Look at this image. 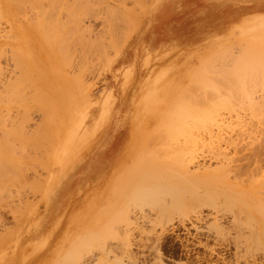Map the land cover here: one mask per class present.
Returning <instances> with one entry per match:
<instances>
[{
  "label": "rangeland",
  "instance_id": "374dc122",
  "mask_svg": "<svg viewBox=\"0 0 264 264\" xmlns=\"http://www.w3.org/2000/svg\"><path fill=\"white\" fill-rule=\"evenodd\" d=\"M20 1L24 5H22L24 7L23 10L21 9V12L14 13V15L12 14L13 16L9 17L15 20L17 18H15L16 15H19L18 18L23 15V17H20L23 18V21L18 18L16 19L17 21L15 20L18 23L22 22V24L26 23L27 20H29L27 23L30 22L31 24L32 21L34 22L32 20L34 12L38 13L42 8H47L48 4L51 7V3H55L51 0V2L49 0ZM120 1L117 0L116 2V0H113L111 2V4L117 6V9H122L124 13H122L123 11H116L115 23H119L115 24L114 29H118L112 30L109 35L98 37L102 34L101 29H104L101 15L106 11V6L95 4L94 8L97 12L102 10L101 14L94 16L95 21H92L94 20L93 16H90L91 18L93 17L92 20L88 17L90 18L88 23L86 17L82 21L83 26H92L91 32H85L87 39H91L90 37L93 35L97 36L96 32L100 30L98 38L93 37L96 38L95 40L98 39L101 44L98 50H94L95 52L93 47L97 42L94 43L93 47L89 46V48L87 47L89 41L85 43V49L81 47L82 44L79 46L71 45V48H67L69 51L65 50L66 48H62V52L64 50V53L69 52L68 57H70L69 54L72 55L70 58H65L69 64L66 63L64 67L65 59L64 61L59 59V63L57 61L58 66H56L55 61H51L54 60L51 59L53 57L42 51L43 53L45 52V54L42 53V59L44 58L46 63L45 66L49 68V65L54 62V66L57 68V73L51 69L54 76L57 74L54 77L52 73V76L50 73L48 74L50 69L46 68L48 72L46 70L44 72L42 68L45 69V67L41 66L40 69L43 71V75L44 73L45 75L48 74L54 82H60L59 85L58 83L55 84L58 87L56 86L53 92H47V90L44 92L47 94L51 92L50 94L54 98H56L57 94V101H54L53 97L47 96L41 89H38L41 86L37 87L38 82L42 84L41 80L44 76L42 75L43 77L40 76L41 78L38 79L40 74L35 75V73H39L36 72L38 71L37 68L43 65V62L38 64V60L37 62L34 61L35 59L33 60L31 57L32 52L29 50V54L28 49L25 50L27 58L24 59H27L25 63L29 64V69L31 68L32 71L29 70V72L28 68H26L27 66H25L27 70H24V75L22 76L25 77L28 72L26 77L29 78L28 80L31 79L30 82H37V85L32 83V88L34 85L36 87L33 88V91L31 87L30 89L29 87H21L24 84V86L29 84L27 78L23 79L24 77H22L24 81L21 80L20 84L17 83L16 88L18 85L19 88H24L23 90L18 88L24 95H19L21 93H18L16 89L14 90V87L3 90L4 85L13 86L10 83H16L15 81L21 77L20 74H16L18 73L16 70L20 69L16 68L18 65L15 66V62L13 63L16 59L13 60L15 53L12 51L10 42L4 47V52L0 58L3 71V74H1L2 72L0 73V77L5 78H0V91H2L0 98L3 101L2 99L0 100L4 105L0 102L2 105H0V110H2L0 113H3L1 114L2 116L4 115V119L0 117L3 120V123H0V135L7 131L10 137L7 134L8 138L4 134L0 136V142L5 141V143H0V150L3 147L1 150L3 152L1 153L0 151V155L2 157L5 156V159L0 160V264H61L62 260L64 262L67 259L66 257L64 260L67 249H70V245L73 243L77 244L78 241H80L78 242L79 246L73 244L77 249L75 250L72 245V251H69V255H71L70 252L75 250L74 254L68 255L69 260H66L65 263L62 262V264H71V262L72 264L74 262V264H85L86 260V264H264V243H262L263 246L261 244L264 241V235L261 234V242L258 244L257 238L250 234L248 228H245L248 224V219L246 218L247 222H244L246 220V210L243 205V198L246 197V192L244 193L243 189H246L245 187L249 184V180L245 181L247 177L249 179V174L245 173V171L248 173V161L245 160L247 159L250 162L255 159L254 161H256V157L260 155L263 157L262 153H264V57L260 55L263 52H258L264 51V49L262 50L264 48V0H123L121 3ZM138 1L140 3L142 1V3L140 4ZM70 3H72V0ZM138 3L140 6L135 7ZM126 6L129 9H126ZM126 10L132 11L133 14L128 13ZM63 11L60 12L61 17L66 14ZM42 12L45 13V11ZM120 12L122 15L126 14L127 17L122 16ZM21 13L22 15H20ZM41 13L39 11V14ZM46 13L48 14L47 11ZM43 15L41 14L40 21L44 20L48 33L44 32L48 36L53 29H49V26L47 27V25L52 24L49 21L51 17L48 15L42 17ZM49 15H51L50 12ZM96 17L99 19L97 20ZM129 17L130 21H128L132 23L128 22L126 24V19H129ZM65 19L66 17L61 20ZM121 19L125 20V24L122 23L123 20ZM6 20L8 19L3 17L0 19L1 34L9 33L7 32L10 29L9 23ZM118 20H121L122 25ZM89 21L92 23L91 25H89ZM100 22H103L101 29ZM36 24L34 23V30L32 28V31L30 27H28L29 30L26 29L27 26L23 27V30L21 29L23 32L17 30L23 37L32 38L29 39L31 41L37 38L35 41L39 40L40 43L37 41L39 44L45 45L43 36L40 39L44 42H41L37 35L39 33L36 32L43 24L41 23L39 29ZM117 25L125 27L123 28L125 31L122 28L121 30ZM132 26L134 27L132 28ZM36 28L37 30H35ZM127 28L130 33L126 32ZM87 29L90 28L87 27ZM26 31H28V34L30 33V36L26 35ZM40 31V34H43L42 30ZM122 32L125 33L123 34L124 36L121 34ZM33 35H35L34 38ZM111 35L116 38L119 35L123 37L119 36L120 40L114 37L116 41L118 40L117 43L115 40L112 41ZM45 38L47 37L45 36ZM170 42H175L178 46H167ZM38 43L36 44L39 45ZM90 45L92 46V44ZM114 46L118 47L115 48ZM225 46L228 47L225 48ZM45 48H47L46 45ZM224 49L227 51H224ZM254 50L259 54L254 53ZM90 51H92L91 54ZM85 52L88 53L86 54ZM16 54L21 55L18 52ZM23 54L22 56H24ZM89 54L92 56L89 57ZM194 54H196V61L190 65L185 74H181L178 78L171 81L173 82L171 86L174 88L149 90L155 85V82L161 80L156 78L158 75L157 73L154 74V71L160 68L165 61L173 57L178 59L181 57V60H183L190 58ZM76 55L77 57H75ZM208 55L209 57H207ZM64 56L67 57V55ZM206 58L209 60L208 63L207 60L205 61ZM79 61L81 62L79 63ZM81 64L85 66H81ZM22 67L24 68V65ZM33 69L36 71L33 72ZM81 71L82 74L80 76L78 73H81ZM29 73L30 76L32 75L31 78L28 76ZM65 73H68V77L64 75ZM72 73H74L75 77L78 74L82 82L80 86L86 82L83 85L84 87L80 88L82 91L75 90L78 77L77 81H73L74 86L71 81L76 78L71 76ZM13 74L18 77H15V81H13ZM45 77L49 76L46 75ZM64 78H67L66 81H69V84ZM141 78L144 79L143 84H140ZM2 79L6 84H3ZM6 79L11 81L8 85L7 81H5ZM64 82L69 86H64ZM63 87L65 88L64 90H67V88L71 90V87V92L73 93L66 94L68 90L64 93ZM57 88L59 89L58 91ZM88 88L89 90H87ZM9 89L14 90L13 94H18L12 95L11 92L13 90L9 92ZM77 91H79V94ZM5 92L6 94L9 92L8 96H11L8 98L4 94ZM53 93H56L55 96ZM31 94H43L49 100L52 98L51 100L53 101H50L52 103L55 102L56 106L53 104L52 108L48 107L52 105V103H49L46 111L43 106L48 104L49 101H45L43 105L42 100L47 97L45 99H40V97L35 99H39L40 103H37L38 106L30 102L33 101L29 100L33 96ZM2 95L3 97L7 96V100ZM68 96L71 97L69 100L67 99ZM179 96L182 99H179ZM174 99L182 102H177ZM176 106H181L178 108H182L181 110L179 109L180 112L176 110L178 113H174ZM186 106H189V110L187 108L188 111ZM3 108L6 109L5 112ZM169 108L173 109L172 111L174 112L169 110ZM57 109L58 112L56 111ZM42 110L44 111L43 114ZM186 112L188 113L186 114ZM4 113L7 114L5 115ZM188 114L190 118H188ZM171 115L175 116L173 120H177V123L181 126L172 120ZM186 116L188 119H186ZM163 117L169 123L165 120L164 122L170 126L162 122ZM23 118L25 119L22 120ZM138 119L140 120L139 122L137 121ZM18 122L20 125L24 123L23 127L25 129L22 130L25 134L22 133L21 128L19 129ZM158 122H160V125ZM171 122L173 124L176 123L177 128L174 126V133L177 134L180 131L177 135L169 133V129L173 127ZM186 123L187 125H185ZM135 124L139 125V129H137L138 127ZM200 124H202V127ZM161 125L164 129H162ZM189 125H193V127L190 128L188 127ZM195 125H198L197 128L201 127L202 129L204 126V133L201 132L202 129L197 130ZM185 126L188 127V132ZM168 127L169 129H165ZM165 130L166 132L168 130L166 135L169 133V137L164 135L163 132ZM177 130L179 131L177 132ZM16 132H18V135ZM200 132L203 133V136ZM207 132L210 134L208 133V135ZM172 135L177 138L170 139L173 137ZM185 136H188V139ZM166 139H170L169 142ZM191 139L195 140L192 141ZM151 140L152 142L150 143ZM260 140H262L263 146L261 145L262 143L259 144ZM7 142L9 143L8 145ZM4 144L5 146H3ZM176 145L178 146L176 147ZM259 145L263 147V150L258 148L259 151L262 150L261 154L256 151ZM217 146L220 152L216 148ZM220 146L222 147L221 149L219 148ZM4 147H7L5 149L7 152ZM159 149L162 150L158 152ZM164 151L165 153L170 152L167 155ZM252 151H256L258 155L254 157V153H257ZM190 152L192 153L190 154ZM211 153H217L218 155H212ZM220 153L223 154L219 155ZM247 153L249 159L247 158ZM146 155H148L147 159H145ZM192 155L195 156L192 157ZM201 157L206 159L203 160ZM222 157H226L224 159L227 164L224 163ZM136 158L140 159L141 162L143 161L142 159H145V161L142 164L139 163L140 165L137 164V173L133 175V169L136 171V167L132 170L131 168L136 165L134 164L135 160L137 161ZM185 159L186 161H184ZM218 159L222 162H218ZM129 161L133 163H129ZM203 162L211 170L203 172L200 176L185 175L186 167L184 166L188 163L190 164L187 169L193 172L198 167H201ZM184 163L186 164L183 165ZM221 163H223V167L226 164L224 170L216 168ZM127 164V168L122 171ZM245 167H247L246 170ZM239 168L242 170H238ZM150 170L152 173L153 171L156 173L155 176H153L154 174L152 175L153 178ZM236 171L238 173L242 171L241 175ZM234 172L238 179L234 178ZM223 173L227 175H222ZM130 175L134 176H131L132 179H135L131 180V182L128 180L130 186L124 184L130 190L128 191L124 188L125 186L122 185V182L124 178V183H127L125 179L127 180ZM142 175H145L146 178ZM181 175L183 177H180ZM156 176L158 177L157 179ZM165 178L166 180L168 179L169 191L172 190L168 194L167 192L163 193V196H169L166 199H172L168 205H161L163 203L162 194L156 197L153 196L154 198L159 197L160 203L159 199L157 201L152 200L153 197L151 198V196L150 199L148 197L147 199L145 198L146 200L138 199L140 201L137 198L134 199V194V196H130L134 189L136 191L138 187L148 186L149 184H146L148 180H151L149 183H154ZM255 178V187L257 189L260 187V190L264 192V182L263 185H260L261 183L259 185L258 183L256 184V181L264 179V174L260 178ZM141 179L143 182L140 183ZM145 179L148 180L145 181ZM166 180L164 184H166ZM132 181H135L134 187L131 184L133 183ZM234 181H237L239 187L233 184ZM120 188L123 190L124 196L125 194L127 195V198L122 196ZM239 188H241L240 191L238 190ZM231 191L235 192V194L238 192V195ZM120 197L124 199L120 200ZM136 201L137 203L134 204ZM113 202L114 206H112ZM129 202H132L133 205L129 204ZM118 205L120 207L117 208ZM129 205L130 208H128ZM135 205L153 214H150L151 217H148L149 219H136V221L138 220L136 223L137 227L129 231L127 238H130L126 239V241L121 238L123 236L121 230H118L120 222L123 221L120 212L121 209L125 207L131 209L132 206L133 209L131 210L139 212L141 208L138 211L139 208H136ZM238 213H240L239 217L236 216ZM236 217L241 220L237 221ZM102 222L103 224H101ZM110 222L111 224L107 225ZM104 223L106 224L104 225ZM243 223L247 224L244 226ZM95 225H97V228ZM92 231H95V233ZM112 231L116 232L113 233ZM97 238L101 240L98 241ZM120 239L122 240L121 242L118 241ZM82 242L90 245H83ZM124 242L126 245H131L130 247L125 245L129 249L128 251H126V248L122 250L124 249V244H120ZM106 243L109 245L108 247ZM254 247H256L255 250H253ZM110 248L113 252H111ZM84 251L86 253H83ZM88 253L91 255L89 256ZM129 254H131V257H129ZM78 257L87 259H83V261ZM114 258L117 260L115 261ZM76 261H79V263Z\"/></svg>",
  "mask_w": 264,
  "mask_h": 264
},
{
  "label": "bare ground",
  "instance_id": "6f19581e",
  "mask_svg": "<svg viewBox=\"0 0 264 264\" xmlns=\"http://www.w3.org/2000/svg\"><path fill=\"white\" fill-rule=\"evenodd\" d=\"M49 1H50V0H49ZM51 1H52V2H55L54 4L51 3V5H50L51 7H49V4H48V7H49V8L47 7V8H48V9H47V8L45 7V9H47V10H45V9L42 8V10H39V11H40V13H41V11H45V13L42 12L41 14H42V15L45 14V15H48L49 17L53 18V19L50 18V20H49L50 23H52V24L47 25V27L49 26V29L53 28V29L50 31V33L52 32V33H51V34H52V37H51V34H48V36H47V33H48V32L46 31V26L44 25V20L40 21V20H41V19H40L41 14H39V11H38V13H35V12H34L33 17H32L33 19L30 18V19L34 20V22L31 20V21H32L31 24H30V22L27 23L29 20H27V22L24 21V22H26V23H23V24H22V22H21V23H20V22L18 23V22H16V21H17L16 19L18 18L19 15H18V16H17V15L15 16V18L17 17V18L15 19L16 21H15L14 19L10 18L9 16H11L12 14L14 15V13H19V12H21V9L23 10L24 7H22L23 4L21 3V1H20V0H0V16H1V18L3 17V18L8 19V20H6V21L9 23L8 26H9V28H10L9 31H7V32H9V33H6V34H5V33H4V34H1V33H0V58H1V56H2V53L4 52V47H5V45H6L8 42H10V44H11V46H12V51L15 53V58H14L13 60L16 59V61L19 62V64H17L18 62L13 61V63H14V62L16 63L15 66L18 65L16 68H19V69H20V70H16V71H18V73H16V72H15V73L21 75V77H19L20 80H19V79L16 80L15 77H17V76H14V74H13V77H14V80H13V81L16 80V81H15L16 83H12L11 81H7V79H6L5 81H7V85H8L9 82H11L10 84L13 85V86H9V87L6 86V85H4V86L2 85V81H3V79H2V81H1V87L3 86V90H4L5 88H13V87H14V88H13L14 90L16 89V91H17L18 93H21V94H19V95H24V94H22V92L19 90L21 87H29V89H30V87H31L32 91H33V88L36 87L35 85H37V82H30L31 79L28 80L29 78L26 77L28 72H27V73L25 72V73H26V74H25V75H26L25 77L22 76V75H24V70H27L26 68H28V71H29V70L32 71L31 68L29 69V66H28L29 64L25 63V61L27 62V59H26V60L24 59V58H27L25 50L28 49V52H29V50L32 52L31 57H32L33 60L35 59L34 61L37 62V60H38V61H39V62H37L38 64H42V62H43V65H40V66H38V64L36 63V65L38 66V68H37L38 71H36L35 69H33V72H34V71L39 72V73H35V75H36V74H40L38 79H40V78L43 77V76L45 77L46 75L49 76V77H45V78L43 77V78H42L41 83H42V84L44 83L43 86H42V84H40V83L38 82L37 87L41 85L40 88L38 87V89H39V90L41 89L42 92H44L45 90H47V92H49V91H52V92H53L54 89L56 88V86L58 87V85L60 84V82L58 83V81H57L58 85H55V84H57V83L54 82V80L50 77L51 73H52V75H53V72L57 73V72H56V69H57V68H55V67L58 66V65H57V64L59 63L58 60L60 59V61H61V60L64 61L65 58H70L72 55L69 54L70 57H68V53H69V52H68V51H69L68 49L71 48L73 45H75V46L78 45V46H79V45L82 44L81 47L85 49V47H84V46H86L85 43H88V41H89V45L87 44V47H89V46H90V47H93L94 43L97 42L99 45L96 43L94 47H96V45H97V47H96L97 49L93 47V51H94V50H95V51L98 50V47H100L101 44L99 43L98 39H97V40H95V39L98 38V37L100 38L102 35H106V34L109 35L110 32H112V30L115 31L116 29H118V28L114 29V28H115V24H118V23H119V22H118V23H115V22H116V19H115L116 11H117V10H118V11H121V12L123 11L122 9H120V10L117 9V6H116V5L111 4V2H112L113 0H112V1H110V0H72V3H70L71 0H69V1H68V0H55V1L51 0ZM51 1H50V2H51ZM67 1H68V3H67ZM109 1H110V3H109ZM119 1H120V0H119ZM121 1L123 2V0H121ZM121 1H120V3H121ZM136 1H137V0H136ZM24 2H25V1H24ZM116 2H117V0H116ZM133 2H134V1H133ZM138 2L140 3V1H138ZM113 3H114V2H113ZM139 3H138L135 7H137V6L139 5ZM141 3H142V1H141ZM141 3H140V4H141ZM95 4H96V5H104V6H106V8H107V9L105 8L106 11L104 12V14L101 15V16H102V19H103V22H104V25L102 24L103 22H102V23L100 22V24H101V25H100V29L102 28V27H101L102 25H103V28H104V29H103V30L101 29V33H102V34H101L100 36H98V34L100 33V30H99V32L97 31L98 33L96 32V35H97L98 37L95 36V35H93V32H92V35H93V36L91 35L92 37H90V35H89V37H90L91 39H89V38L87 39V38L85 37V32H89V31L91 30V27H92V26H91V27L87 26L88 28H90V29H87V27H85V26L82 25V21H83V20L85 19V17H86V18H87L86 20H87V23H88V20L91 18L90 16H93V17H94V16H97L98 14H101V11H102V10H100V12H99V10H98V12H97V10L94 8V5H95ZM118 4H119V3H118ZM123 4H124V3H123ZM45 5H46V4H45ZM121 5H122V4H121ZM127 5H128V4H127ZM23 6H24V5H23ZM139 6H140V5H139ZM28 7H29V6H28ZM99 7H100V6H99ZM120 7H121V6H120ZM127 7H128V6H126L125 8H126V9H129V8H127ZM25 8H26V6H25ZM29 8H30V7H29ZM132 8H133V7H132ZM138 8H139V7H138ZM141 8H142V7H141ZM141 8H140V9H141ZM24 10H25V9H24ZM26 10H27V8H26ZM29 10H30V9H29ZM29 10H28V11H29ZM48 10H49V11H48ZM63 10L65 11L66 14H65V16L62 15V17H61V13H60V12L63 11ZM124 10H125V9H124ZM30 11H31V10H30ZM46 11L48 12V14L46 13ZM64 11H63V13H64ZM118 11H117V12H118ZM126 11H127V10H126ZM129 11H130V10H128L127 12L133 14L132 11H130V12H129ZM139 11H140V10H139ZM49 12H50L51 15H49ZM121 12H120V13H121ZM25 13H26V11H25ZM120 13H119V14H120ZM122 13H124V11H123ZM122 13H121V15H122ZM136 13H137V12H136ZM13 15H12V16H13ZM20 15H22V13H21ZM31 15H32V14H31ZM45 15H43L42 17H44ZM104 15H105V17H104ZM117 15H118V14H117ZM137 15H138V14H137ZM63 16L66 17L65 20H61L62 18L64 19ZM119 16H120V15H119ZM122 16L127 17L126 14H125V15H122ZM20 17H23V15L20 16ZM20 17H19L18 19H19V20L22 19V21H23V18H20ZM27 17H28V16H27ZM88 17H90V18H88ZM93 17L91 18V20L93 19ZM103 17H104V18H103ZM1 18H0V19H1ZM120 18H121V17H120ZM120 18H119V19H120ZM96 19H97V17H96ZM98 19H99V18H98ZM98 19H97V20H98ZM131 19H132V18H131ZM91 20H90V21H91ZM100 20H101V19H100ZM121 20H123V19H121ZM121 20H118V21H120V24H121ZM126 20H127V21H126V24H127V23L130 21V17H129V19H126ZM128 20H129V21H128ZM132 20H133V19H132ZM132 20H131V21H132ZM90 21H89V25L92 24ZM92 21H95V17H94V20H92ZM124 21H125V20H123L122 23L125 24ZM134 21H135V18H134ZM136 21H137V20H136ZM84 22H85V21H84ZM84 22H83V23H84ZM16 23H18V24H20V25H18V24H16ZM34 23H37L36 25H38V26H37L38 29L40 28L39 26L41 25V23H42L43 26L45 27V28L43 29V26L41 25V28L39 29V30H42V33H43V34H40L41 31L39 32V30H37V28H36L35 30H37L36 32L39 33V34L41 35V36H40L39 34H37V35L39 36L38 39H40V37L42 38V36H43V39H44L45 42H44L43 40H41V39H40V40H41V42L46 43L45 45L47 46V48H45V45H41L42 43L39 44V43H40L39 40H37V41H39V43H38L37 41H35L37 38H36V39H33L34 41H31V40H29V39H32V38H28V37L25 38V37H23V36L20 34V32H18V30H19V31H22V30H23L22 28H23V27H26V26H27L26 29H28V27H30V30H31L32 28H33V30H34V27H33V26H34ZM85 23H86V22H85ZM129 23H130V22H129ZM131 23H132V22H131ZM131 23H130V24H131ZM28 25H32V26H28ZM121 25H122V24H121ZM3 26H4V25H3ZM50 26H52V27H50ZM117 26H118V25H117ZM118 27H119L120 29H121V28H122V29L125 28V27H122V26H118ZM130 27H131V25H130ZM133 27H134V26H132V28H133ZM17 29H18V30H17ZM21 29H22V30H21ZM92 29H93V28H92ZM98 29H99V28H98ZM98 29H97V30H98ZM122 29H121V30H122ZM130 29H131V28H130ZM28 30H29V29H28ZM95 30H96V29H95ZM95 30H94V33H95ZM121 30H119V31L121 32ZM123 30L125 31V29H123ZM0 31H1V30H0ZM14 31H15V32H14ZM31 31H32V30H31ZM31 31H30V32H31ZM44 31L47 32V33L45 34ZM48 31H49V30H48ZM81 31H82V32H81ZM17 32H18V33H17ZM22 32H23V31H22ZM34 32H35V31H34ZM36 32H35V35H36ZM79 32H81V33H79ZM90 32H91V31H90ZM126 32L130 33V31H128V28H127V31H126ZM27 34H28V31H26V35H27ZM32 34H34V33H32ZM44 34H45V35H44ZM90 34H91V33H90ZM119 34H120V33H119ZM121 34L123 35V34H125V33L122 32ZM28 35L30 36V33H29ZM35 35H33V38H34ZM49 35H50L51 38L49 37ZM107 35H106V36H107ZM115 35H116V34H115ZM122 35H121V36H122ZM127 35H129V34H127ZM24 36H25V35H24ZM45 36H46L48 39L45 38ZM119 36H120V35H119ZM119 36H117V38H118ZM121 36H120V37H121ZM123 36H124V35H123ZM123 36H122V37H123ZM36 37H37V36H36ZM93 37H96V38H93ZM104 37H105V36H104ZM111 37L113 38L112 41L115 40V42L118 43V40L116 41L117 38H116L115 36H114V37H115L116 39L113 37V35H111ZM127 37H128V36H127ZM85 38H86V39H85ZM92 38H93L94 42H93ZM106 38H107V37H106ZM104 39H105V38H104ZM107 39L109 40V38H107ZM110 39H111V38H110ZM118 39H119V38H118ZM46 40H47V42H46ZM90 40H92V41H90ZM100 40H101V39H100ZM119 40H120V39H119ZM104 41H105V40H104ZM48 42H49V43H48ZM101 42H102V41H101ZM105 42H106V41H105ZM105 42H104V43H105ZM115 42H114V43H115ZM36 43H38L39 45H37ZM44 43H43V44H44ZM50 43H51V44H50ZM78 43H80V44H78ZM83 43H84V45H83ZM117 43H115V44H117ZM246 43H247V42H246ZM248 43H249V42H248ZM90 44H92V46H91ZM110 44H111V42H110ZM115 44H114V45H115ZM249 44H251V43H249ZM71 45H72V46H71ZM120 45H121V44H120ZM78 46H77V47H78ZM252 46L255 48L254 45H252ZM87 47H86V48H87ZM90 47H89V48H90ZM114 47L117 48L118 46H114ZM226 47H228V46H225V48H226ZM242 47H243V46H242ZM256 47H257V45H256ZM258 47H259V46H258ZM263 47H264V45H263ZM62 48H63V49L66 48L65 50H68V51L64 53V51H65V50H64V51L62 52ZM67 48H68V49H67ZM79 48H80V47H79ZM82 48H81V49H82ZM245 49H246V48H245ZM255 49H256V48H255ZM259 49H260V47H259ZM263 49H264V48H262V50H263ZM23 50H24V52H23ZM114 50H115V49H114ZM225 50H226V49H224V51H225ZM229 50H230V48H229ZM239 50H240V49H239ZM257 50H258V49H257ZM12 51H11V52H12ZM42 51H45L49 56L51 55L50 57H53V58H51V59H54V60H51V61H55V63H56L55 65H56V66H54V62L52 63L53 65L51 64L52 67H51V65H49V68H47V66H45L46 63L44 62V58L42 59V53H43ZM95 51H94V52H95ZM226 51H227V50H226ZM254 51H255L254 53H258V52H260V53L263 52V53H264V51H258V52H256V50H254ZM13 52H12V53H13ZM16 52L20 53L21 55H20V56H19V54L17 55ZM45 52H44L43 54H45ZM91 52H92V51H90V54H91ZM94 52H93V53H94ZM236 52H237V51H236ZM242 52H243V51H242ZM251 52H252V51H251ZM14 53H13V55H14ZM23 53H25V54H23ZM82 53H83V52H82ZM85 53L87 54L88 52H85ZM222 53H223V52H222ZM222 53H221V55H222ZM225 53H226V52H225ZM232 53H233V52H232ZM237 53H239V52H237ZM244 53H246V52H244ZM263 53L260 54V55L264 57V54H263ZM22 54H23L24 56H22ZM29 54H30V52H29ZM62 54H63V55H62ZM79 54H80V53H79ZM90 54H89V57L92 56V55H90ZM258 54H259V53H258ZM48 55H47V56H48ZM64 55H67V57H65ZM74 55H75V54H74ZM83 55H84V54H83ZM219 55H220V54H219ZM221 55H220V56H221ZM21 56H22V57H21ZM78 56H79V55H78ZM84 56H85V55H84ZM87 56H88V55H87ZM239 56H241V55H239ZM254 56H255V55H254ZM19 57L23 58L24 61H23V59H21V58L19 59ZM28 57H29V56H28ZM40 57H41V58H40ZM73 57H74V56H73ZM75 57H77V55H76ZM80 57H81V55H80ZM207 57H209V55H208ZM211 57H212V56H211ZM17 58H18L19 60H18ZM85 58H86V57H85ZM107 58H108V57H107ZM71 59L73 60V58H71ZM78 59H79V58H78ZM83 59H84V57H83ZM208 59H209V58H208ZM263 59H264V58H263ZM29 60H30V58H29ZM76 60H77V58H76ZM76 60H75V61H76ZM88 60H89V59H88ZM88 60H87V61H88ZM206 60H207V58L205 59V61H206ZM212 60H213V59H212ZM212 60H211V61H212ZM260 60H262V59H260ZM21 61H22V62H21ZM31 61H32V60H31ZM31 61H30V62H31ZM34 61H33V62H34ZM48 61H49V59H48ZM51 61H50V62H51ZM57 61H58V63H57ZM67 61H68V60H67ZM67 61H66V59H65L64 67H65V64L68 63ZM77 61H78V60H77ZM82 61H83V60H82ZM203 61H204V60H203ZM203 61H202V62H203ZM208 61H209V60H207V63H208ZM11 62H12V61H11ZM80 62H81V61H79V63H80ZM84 62H85V60H84ZM13 63H12V66H13ZM44 63H45V64H44ZM79 63H78V64H79ZM239 63H240V62H239ZM33 64H35V63H33ZM49 64H50V63H49ZM68 64H69V63H68ZM75 64H76V63H75ZM84 64H85V63H84ZM84 64H81V66H83ZM200 64H201V63H200ZM20 65H22V66L24 65V68H23L22 66H20ZM30 65H32V64L30 63ZM73 65H74V64H73ZM76 65H77V64H76ZM85 65H88V64H85ZM85 65H84V66H85ZM25 66H27V67L25 68ZM41 66H42V67H43V66L45 67V69L42 68V70H43L44 72H45V70L48 72L47 69H50L49 72H48V74L50 73V75H48V74L45 75V73H44V75H43V71L40 69ZM71 66H72V65H71ZM81 66H80V67H81ZM31 67H32V66H31ZM34 67H35V66H34ZM68 67H69V66H68ZM12 68H15V67H12ZM46 68H47V69H46ZM59 68H60V67H59ZM73 68H74V66H73ZM77 68H78V66H77ZM81 68H82V67H81ZM39 69H40L41 71H40ZM51 69H53V72L51 71ZM75 69H76V67H75ZM82 69H83V68H82ZM13 70H15V69H13ZM22 70H23V71H22ZM58 70H59V69H58ZM73 70H74V69H73ZM50 71H51V72H50ZM70 71L72 72V70H70ZM202 71H203V70H202ZM1 72H2V73H1ZM19 72H22L23 74H22V73H19ZM29 72H30V71H29ZM47 72H46V73H47ZM63 72H64V71H63ZM65 72H66V71H65ZM0 73L3 74V71H2V68H1V63H0ZM55 73H54V74H55ZM83 73H84V72H83ZM1 74H0V75H1ZM31 74L33 75L32 72H31ZM67 74H68V73H67ZM67 74L65 73L64 75H66V77H68ZM73 74H74V73H72L71 76L74 77V78H76V79L72 80L71 82H73V81H75V80L77 81V77H78L77 86L79 87V89H77L78 87L76 86V89H75V90H81V91H82V89H80V88H83V87H84L83 85L86 84V82H85L86 80H82V81L85 82V84H83V85L80 86V84H82V82H81V80L79 79L78 74H80V76H81L82 71H81V73H78V74L76 73V74H77L76 77H75ZM20 75H19V76H20ZM32 75H31V76H32ZM42 75H43V76H42ZM52 75H51V76H52ZM28 76H30V73H29ZM31 76H30V78H31ZM40 76H41V77H40ZM53 76H54V75H53ZM55 76H57V74H56ZM55 76H54V77H55ZM71 76H70V77H71ZM1 77H2V76H1ZM1 77H0V78H1ZM11 77H12V76H11ZM22 77H24L23 79L27 78V80L29 81L28 86H27V85L24 86L25 84H24V82H22L24 85H22V86L20 85V86H21L20 88H19V85H18V87L16 88L17 83L20 84L21 80H23ZM34 77H35V76H34ZM54 77H53V78H54ZM70 77H69V79H70ZM2 78H4V77H2ZM17 78H18V77H17ZM36 78H37V77H36ZM36 78H34V79H36ZM80 78H81V77H80ZM198 78H199V77H198ZM4 79H5V78H4ZM58 79H59V78H58ZM58 79H56V80H58ZM71 79H73V78H71ZM11 80H12V78H11ZM27 80H25V81H27ZM32 80H33V78H32ZM36 80H37V79H36ZM64 80L66 81L67 78H66V79L64 78ZM17 81H19V82H17ZM23 81H24V80H23ZM28 81H27V82H28ZM38 81H40V80H38ZM192 81H193V80H192ZM3 82H4V81H3ZM27 82H26V83H27ZM66 82H68V84H69V81H66ZM66 82H64V86L68 85ZM71 82H70V84H71L70 86L72 87V83H71ZM84 82H83V83H84ZM22 83H21V84H22ZM32 83L35 84L33 88H32V85H33ZM61 83H62V82H61ZM65 83H66V84H65ZM3 84H6V83L4 82ZM73 84H74V82H73ZM78 84H79V85H78ZM30 85H31V86H30ZM5 86H6V87H5ZM61 86H63V85H61ZM68 86H69V85H68ZM74 86H75V84H74ZM82 86H83V87H82ZM71 87H70V89L72 90ZM18 88H19V89H18ZM90 88H91V87H90ZM13 89H9V92H11V90H13ZM21 89H22V88H21ZM23 89H24V88H23ZM23 89H22V90H23ZM64 89H65V88L63 87V90H64ZM0 90H1V88H0ZM5 90H8V89H5ZM14 90L11 92V94H12V95L18 94V93H14V94H13ZM39 90H38V92H39ZM58 90H59V89L57 88V91H58ZM67 90H68V88H67ZM67 90H64V93H66ZM71 90H68L66 94H68V93H69V94L73 93V92H71ZM75 90H74V91H75ZM87 90H89V88H88ZM81 91H80V93H81ZM0 92H1L0 94H2V91H0ZM6 92H7V91H6ZM6 92H5L4 94L8 96L9 92H8L7 94H6ZM62 92H63V91H62ZM31 93H32V92H31ZM44 93H46V92H44ZM50 93H51V92H50ZM50 93H48V94L46 93L47 96H48V95L51 96ZM60 93H61V92H60ZM77 93L79 94V91H77ZM53 94H54V93H53ZM55 94H56V93H55ZM55 94H54V96H55ZM31 95H33V94H31ZM31 95H30V96H31ZM37 95H38V94H37ZM37 95H33V96L30 97V99H29V100H33V101H34V102H33V101H30L31 103H35L34 105H36L37 103H40V102H39V99H38V100H35V99H37L38 97H40V99H45V98L47 97V96H45V95H43V94L38 95V96H37ZM42 95H43V96H42ZM7 96H4L6 100H7V98H6ZM10 96H11V95H9L8 98H9ZM34 96H35V97H34ZM44 96H45V97H44ZM66 96H67V95H66ZM79 96H80V95H79ZM0 97H1V96H0ZM2 97H3V95H2ZM4 97H3V98H4ZM28 97H29V95H28ZM41 97H44V98H41ZM51 97H53V96H51ZM73 97H74V96H73ZM182 97H183V96H182ZM31 98H34V99H31ZM53 98H54V97H53ZM66 98H67V97H66ZM70 98H71V97L68 96L67 99L69 100ZM180 98H181V97L179 96V99H180ZM0 99H2V98H0ZM51 99H52V98H50V100H51ZM56 99H57V94H56V98H54V101H57ZM83 99H85V98H83ZM181 99H182V98H181ZM6 100H5V101H6ZM16 100H17V99H16ZM16 100H15V101H16ZM22 100H23V99H22ZM50 100L48 99V97H47L45 100H42V101H43V105L45 104V103H44L45 101H47V102L49 101L48 104H45V105L43 106V107L45 108V110H46L48 107H51V108H52L53 104L56 106L55 102L52 103L51 101H53V100H51V101H50ZM68 100H66V101H68ZM71 100H72V99H71ZM81 100H82V97H81ZM174 100H175V99H174ZM174 100H173V101H174ZM183 100H184V99H183ZM2 101H3V99H2ZM2 101L0 100L1 104L3 103ZM19 101L22 102L21 99H19ZM175 101L180 102V103L182 102V101H178V100H175ZM175 101H174V102H175ZM8 102H9V101H8ZM59 102H60V101H59ZM63 102H64V101H63ZM174 102H173V103H174ZM22 103L24 104V102H22ZM25 103H26V102H25ZM49 103H52V105L50 106ZM57 103H58V102H57ZM60 103H61V102H60ZM69 103H70V102H69ZM73 103H74V102H73ZM175 103H176V102H175ZM1 104H0V105H1ZM64 104H65V103H64ZM178 104H179V103H178ZM178 104H177V105H178ZM184 104H185V103H184ZM2 105H3V104H2ZM2 105H1V106H2ZM37 105H38V104H37ZM48 105H49V106H48ZM71 105L73 106V104H71ZM172 105H173V104H172ZM179 105H181V104H179ZM1 106H0V108H1ZM3 106H4V105H3ZM24 106H27V105H24ZM38 106H39V105H38ZM45 106H46V107H45ZM47 106H48V107H47ZM57 106H58V105H57ZM72 106H71V107H72ZM181 106H182V105H181ZM181 106H178V107H181ZM184 106H185V105H184ZM184 106H183V107H184ZM20 107H21V105H20ZM28 107H29V106H28ZM171 107H172V106H171ZM178 107L176 106V107H175L176 109L174 108V109H175V110H174L175 112L172 111L173 109H170V108H169V110H171V111L174 112V113H178V112H180V110L182 109V108H178ZM22 108H23V107H22ZM25 108H26V107H25ZM40 108H41V107H40ZM172 108H173V107H172ZM187 108H188V110H189V106H188V107L186 106V110H187ZM3 109H4V108H3ZM9 109H10V108H9ZM26 109H27V108H26ZM179 109H180V110H179ZM5 110H6V109H4V112H5ZM23 110H25V109L23 108ZM43 110H44V109H43ZM43 110H42V114H43V112H44ZM47 110H48V109H47ZM47 110H46V111H47ZM176 110H177L178 112H177ZM184 110H185V107H184ZM188 110H187V111H188ZM28 111H29V110H28ZM56 111L58 112V109H57ZM193 111H194V110H193ZM0 112H2V110H0ZM167 112H169V111L167 110ZM167 112H166V114H168ZM190 112H191V110H190ZM194 112H197V111L195 110ZM54 113H55V112H54ZM174 113H173V114H174ZM187 113H188V112H186V114H187ZM192 113H193V112H192ZM1 114H3V113H0V117L2 118L4 115L2 116ZM4 114H5V113H4ZM6 114H7V113H6ZM6 114H5V115H6ZM27 114H28V112H27ZM46 114L48 115V113H46ZM51 114H52V113H51ZM170 114H171V113H170ZM180 114H181V113H180ZM182 114H183V113H182ZM194 114H195V113H194ZM24 115H25V114H24ZM53 115H54V114H53ZM22 116H23V113H22ZM164 116H165V115H164ZM171 116H172V115H171ZM181 116H182V115H181ZM183 116H184V115H183ZM193 116H194V115H193ZM5 117H6V116H5ZM16 117H17V116H16ZM27 117H28V116H27ZM27 117H25V118H27ZM166 117H167V116H166ZM168 117H169V116H168ZM7 118H8V117H7ZM10 118H11V117H10ZM10 118H9V119H10ZM18 118H19V117H18ZM25 118H23L22 120H24ZM41 118H42V117H41ZM49 118H50V117H49ZM163 118H164V117H163ZM173 118H175V116H172V120H173ZM176 118H177V117H176ZM182 118H183V117H182ZM188 118H190V117H189V114H188ZM188 118H187V116H186V119H188ZM191 118L193 119L192 116H191ZM195 118H197V117H195ZM3 119H4V117H3ZM20 119H21V118H20ZM27 119H28V118H27ZM177 119H178V118H177ZM184 119H185V118H184ZM12 120H13V119H12ZM162 120H163V121H162ZM162 120H160V121H162L163 123H165V122H164L165 118L162 119ZM172 120H171V121H172ZM178 120H179V119H178ZM2 121H3V120L0 119V123H3ZM9 121H10V120H9ZM9 121H8V123H10ZM26 121H27V120H26ZM165 121L167 122L168 120H165ZM173 121H174V120H173ZM175 121H176V123L178 122L177 120H175ZM175 121H174V122H175ZM4 122H5V120H4ZM13 122H14V121H13ZM24 122H25V121H24ZM11 123H12V122H11ZM159 123H160V122H158V124H159ZM163 123H161V124H163ZM167 123H169V122H167ZM176 123H175V124H176ZM180 123H181V122H180ZM13 124H15V123H13ZM18 124H19L18 126H20L19 129L21 128L20 130L25 129V127H23V124H24V123H23V124L21 123V125H20V123L18 122ZM45 124H46V123H45ZM158 124H157V126L160 125V124H159V125H158ZM165 124H166V123H165ZM165 124H164V125H165ZM172 124H173V122H171V126H172ZM175 124H173L172 129H173V128L175 129V127H176ZM177 124L179 125V123H177ZM215 124H216V123H215ZM2 125H3V124H2ZM15 125H17V124H15ZM135 125H137V124H135ZM166 125L170 126L169 124H166ZM185 125H187V123H186ZM201 125H202V124H200V126H201ZM41 126H42V125H41ZM174 126H175V127H174ZM179 126H181V125H179ZM183 126H184V125H183ZM195 126H196V125H195ZM22 127H23V128H22ZM137 127H138L137 129H139V125H137ZM159 127H160V126H159ZM161 127H162V129H164L162 125H161ZM166 127H167V126H166ZM185 127H186V130H187L188 127L192 128L193 125H192V126L189 125L188 127H187V126H185ZM197 127H198V125L196 126V128H197ZM201 127H202V126H201ZM201 127H200V128H197V130L202 129ZM2 128H4V127H2ZM170 128H171V127H170ZM176 128H177V127H176ZM181 128H182V127H181ZM8 129H9V128H8ZM19 129H18V130H19ZM42 129H43V128H42ZM155 129H156V128H155ZM157 129H159V128H157ZM165 129H169V127H168V128H165ZM172 129H169V130L171 131ZM174 129L172 130V132L169 131V133H170V134H171V133L173 134V133H174ZM178 129H179V128H178ZM184 129H185V128H184ZM203 129H204V126H203ZM203 129L201 130V132H203ZM205 129L207 130L206 127H205ZM2 130H3V129H2ZM159 130H161V129H159ZM189 130H190V129H189ZM25 131H26V130H25ZM163 131H164V130H163ZM163 131H162V132H163ZM178 131H179V130H177V132H178ZM181 131H182V130H181ZM208 131L210 132V130H208ZM5 132H6V133H5ZM18 132H19V131H18ZM18 132H16L17 135H18ZM134 132H135V131H134ZM151 132H152V131H151ZM159 132L161 133V131H159ZM167 132H168V130H167ZM167 132H166V130H165V132H163L164 135H166ZM175 132H176V131H175ZM179 132H180V131H179ZM179 132H178V133H179ZM187 132H188V130H187ZM198 132H199V131H198ZM198 132H197V134H198ZM201 132H200V133H201ZM209 132H207V134H208ZM7 133H8L7 131H4L3 134H4V136H6V137L8 138V136H9L10 134H7ZM9 133H10V132H9ZM16 133H14V134L16 135ZM22 133H24L23 130H22ZM22 133H21V134H22ZM163 133H161V135H163ZM169 133L166 135V137H167V136H168V137L170 136ZM178 133H177V134H178ZM181 133H183V132H181ZM203 133H204V132H203ZM203 133H201V135H202ZM210 133H212V132H210ZM210 133H209V134H210ZM3 134H1L0 136H2ZM6 134H7L8 136H7ZM24 134H25V133H24ZM52 134H53V132H52ZM157 134H158V133H157ZM174 134H176V133H174ZM177 134H176V135H177ZM184 134H185V133H184ZM207 134H206V135H207ZM209 134H208V135H209ZM11 135H12V134H11ZM176 135H175V136H176ZM36 136H37V135H36ZM172 136H173V137L170 138V139H175V138H177V137H174V135H172ZM183 136H184V135H183ZM189 136H190V135H189ZM202 136H203V135H202ZM9 137H10V136H9ZM11 137H12V136H11ZM19 137H20V134H19ZM185 137H187V139H188V136H185ZM185 137H184V139H185ZM197 137H198V136H197ZM212 137H213V136H212ZM1 138H3V137H1ZM151 138H153V137H151ZM190 138H191V137H190ZM170 139H169V140H170ZM178 139H179V137H178ZM187 139H186V140H187ZM196 139H197V138H196ZM198 139H199V138H198ZM7 140H8V139H7ZM166 140H168V139H166ZM169 140H168L167 142H169ZM180 140H181V139H180ZM186 140H184V141H186ZM191 140H192V139H191ZM194 140H195V139H194ZM194 140H192V141H194ZM28 141H29V139H28ZM171 141H172V140H171ZM176 141H177V140H176ZM200 141H201V139H200ZM200 141H199V142H200ZM218 141H219V140H218ZM8 142H10V141H8ZM8 142H7V145L9 144ZM151 142H152V140L150 141V143H151ZM177 142H178V141H177ZM199 142H198V143H199ZM229 142H230V141H229ZM232 142H233V141H232ZM255 142H256V141H255ZM0 143H5V141H2V142H0ZM10 143H11V142H10ZM150 143H149V145H150ZM188 143H189V142H188ZM195 143H196V142H195ZM198 143H197V144H198ZM227 143H228V142H227ZM257 143H258V142H257ZM261 143H262V140H260V143H259V144H261ZM170 144H171V143H170ZM174 144H175V143H174ZM177 144H178V143H177ZM193 144H194V143H193ZM218 144H219V143H218ZM228 144H229V143H228ZM231 144H233V143H231ZM149 145H148V146H149ZM191 145H192V142H191ZM191 145H190V146H191ZM233 145H234V144H233ZM254 145H256V144H254ZM261 145L263 146V143H262ZM261 145H259V147H257V149H258V148H261V149H262L263 147H260ZM3 146H5V144H4ZM167 146H168V144H167ZM171 146H172V145H171ZM177 146H178V145H176V147H177ZM180 146H181V145H180ZM1 147H2V146H1ZM193 147H194V146H193ZM253 147H254V146H253ZM253 147H252V149H253ZM173 148H174V146H173ZM190 148H191V147H190ZM214 148H215V147H214ZM216 148L218 149V146H217ZM219 148L221 149L222 147L220 146ZM223 148H224V147H223ZM249 148H250V146H249ZM2 149H3V147H2ZM2 149H1V150H2ZM5 149H7V147H6V148L4 147V150H5ZM142 149H143V148H142ZM142 149H140V150H142ZM187 149H188V148H187ZM250 149H251V148H250ZM1 150H0V151H1ZM143 150H144V149H143ZM161 150H162V149H159L158 152L161 151ZM179 150H180V149H179ZM215 150H216V149H215ZM245 150H246V149H245ZM254 150H256V149H254ZM262 150H263V149H262ZM262 150H261V151H262ZM5 151L7 152V150H5ZM8 151H9V150H8ZM149 151H150V150H149ZM165 151H167V150H165ZM165 151H164V153H165ZM185 151H186V150H185ZM190 151H192V150H190ZM218 151L220 152L219 149H218ZM218 151H217V152H218ZM224 151H225V150H224ZM256 151L258 152L259 149L256 150ZM256 151H254V152H256ZM261 151H259V154L262 153ZM2 152H3V151H1V153H2ZM156 152H157V151H156ZM162 152H163V151H162ZM169 152H170V151H169ZM169 152H166L165 154L168 155ZM188 152H189V149H188ZM212 152H213V151H212ZM215 152H216V151H215ZM219 152H218V153H219ZM221 152H222V151H221ZM252 152H253V151H252ZM254 152H253V153H254ZM257 152H256V153H257ZM260 152H261V153H260ZM4 153H5V152H4ZM140 153H141V152H140ZM191 153H192V152H190V154H191ZM142 154H143V153H142ZM165 154H164V155H165ZM186 154H187V153H186ZM211 154H212V153H211ZM221 154H223V153H220L219 155H221ZM224 154H225V153H224ZM262 154H263V157H261V155L258 156V157H256V156L258 155V153H257V154L254 153V155H255L254 157H256V161H254L255 159H253L254 162H253V161H250V162H249V160H247V159L245 160V161H248V164H247V165H248V170H247L248 173H247L246 171H245V173H246V174H249V175H248V176H249V179H248V177H247L246 179H245V178H244V179H245V181H248V180H249V184L247 185L248 187H247V186L245 187L246 189H243L244 193L246 192V193H245V194H246V197L243 198L244 204L242 203V204L244 205V207H245V210H246V211H245V213H246V214H245V215H246L245 219H246V218L248 219V222H247V219L244 221V222H247L248 224H247V223H243V225L245 226V225L247 224V226H245V228H248L250 234H252V236H254L255 238H257V240L259 241L258 244L261 242V241H260V240H261V234L264 235V234H263V233H264V197H263L264 192H263L262 190H260V187H258L259 189H257V188L255 187L254 184H255V180H256L255 177L260 178V176H263V174H264V153H262ZM5 155H6V153H5ZM162 155H163V153H162ZM212 155H218V154L216 153V154H212ZM142 156H143V155H142ZM147 156H148V155H146V157L144 156L145 159H147ZM165 156H166V155H165ZM184 156H185V155H184ZM194 156H195V155H194ZM194 156L192 155V157H194ZM207 156H208V155H207ZM209 156H210V155H209ZM222 156H223V155H222ZM226 156H227V155H226ZM244 156H245V155H244ZM1 157H2V156L0 155V160L5 159V158H4L5 156L2 157V158H1ZM162 157H163V156H162ZM174 157H175V156H174ZM189 157H190V156H189ZM216 157H217V156H216ZM133 158H135V157H133ZM133 158H132V159H133ZM140 158H141V157H140ZM196 158H197V157H196ZM198 158H199V156H198ZM201 158H202L203 160L206 159V158H203V157H201ZM201 158H200V159H201ZM212 158H214V157H212ZM212 158H210V159H212ZM222 158H223V157H222ZM224 158H226V157H224ZM224 158H223L222 160H224V163H226V162H225L226 160H225ZM247 158H248V153H247ZM136 159H137V158H136ZM145 159H142V160H143L142 162L140 161V159H137V161H139L138 163H137V161L135 160L136 163L134 162V164H136V165H135L134 167L132 166L131 170H132L133 168H135V167L137 166V164H138V165H140L139 163L142 164V163L145 161ZM177 159H178V158H177ZM202 159H201V161H202ZM248 159H249V158H248ZM218 160H219V159H218ZM152 161H153V160H152ZM184 161H186V159H185ZM166 162H167V161H166ZM181 162H182V161H181ZM187 162H188V159H187ZM193 162H194V161H193ZM206 162H207V161H206ZM218 162H222V161L219 160ZM129 163H133V162H130V161H129ZM129 163H128V164H129ZM175 163H176V161H175ZM177 163H178V162H177ZM128 164L126 165V167L124 166V169H123L122 171H124V170L127 168ZM134 164H133V165H134ZM185 164H186V163H184L183 165H185ZM189 164H190V163H188L186 166H184V167H186V170H185V172H184L186 176H188V175H189V176H195V175L200 176L203 172H206V171H208V170H211V169H210L209 167H207L206 164L203 162L202 164L200 163V164H201V167H198V168H197L196 170H194L193 172H190V171L187 169ZM207 164H208V163H207ZM226 164H227V163H226ZM226 164H225V165H226ZM228 164H229V163H228ZM239 164H240V163H239ZM163 165H165V164H163ZM163 165H162V166H163ZM191 165H192V163H191ZM198 165H199V164H198ZM218 165H219V167H216V166H215V167L218 168V169L221 168L222 170H224V168L226 167L225 165H224V167H223V163H221V165H220V164H218ZM218 165H217V166H218ZM234 165H235V164H234ZM247 165H245V166H247ZM165 166H166V165H165ZM175 166H176V165H175ZM130 167H131V166H130ZM181 167H182V166H181ZM231 167H232V166H231ZM236 167H237V166H236ZM174 168H175V167H174ZM174 168H173V169H174ZM246 168H247V167H245V170H246ZM129 169H130V168H129ZM176 169H177V168H176ZM201 169H202V170H201ZM240 169H241V168H239L238 170H240ZM233 170H234V169H233ZM241 170H242V169H241ZM128 171H129V170H128ZM155 171H156V170H155ZM129 172H130V171H129ZM133 172H134L133 175H134L135 173H137V167H136V171H135V169H133ZM141 172H142V171H141ZM143 172H144V171H143ZM150 172H151V170H150ZM157 172H158V171H157ZM166 172H168V171H166ZM178 172H179V170H178ZM178 172H177V173H178ZM225 172H226V170H225ZM236 172H237V171H236ZM241 172H242V171H241ZM241 172L239 171L240 175H241ZM159 173H161V172H159ZM171 173L173 174V172H171ZM175 173H176V172H175ZM237 173H238V172H237ZM237 173H236V174H237ZM239 173H238V174H239ZM129 174H130V173H129ZM131 174H132V172H131ZM140 174H141V173H140ZM144 174H145V173H144ZM148 174H150V173H148ZM153 174H154V175H153ZM155 174H156V173H155L154 171H153V173L151 172V176H152V175L155 176ZM157 174H158V173H157ZM224 174H226V173H223L222 175H224ZM230 174H231V173H230ZM126 175H127V174H126ZM136 175H137V174H136ZM145 175H146V174H145ZM145 175H142V176H145ZM169 175H170V173H169ZM226 175H227V174H226ZM240 175H239V176H240ZM243 175H244V173H243ZM131 176H132V175H130V177L128 176V179H127V180L125 179V181H126L127 183H124V178H123V182L121 181V182L123 183V184H122L123 186H125L124 184H128V185L130 186L129 183L131 182V180H134V179H135V178L132 179V177H134V176H132V177H131ZM140 176H141V175H140ZM140 176H139V177H140ZM153 176H152V178H153ZM170 176H171V175H170ZM175 176H176V175H175ZM126 177H127V176H126ZM126 177H125V178H126ZM135 177H136V176H135ZM180 177H183V176L181 175ZM236 177H237V178H236ZM130 178H131V179H130ZM144 178H146V176H145ZM157 178H158V177L156 176V179H157ZM169 178H170V177H169ZM171 178H172V177H171ZM234 178H235V179H238V176L235 175V172H234ZM156 179H155V180H156ZM128 180H129L130 182H129ZM147 180H148V179H147ZM147 180L145 179V181H147ZM165 180H166V178H165V179H162V180H160V181L157 180L158 182H154V183H149V182H151V180H150V181L148 180V181H147L148 183H146V184H149L148 186H146V185H145V187H138V186H135V187H138L136 191H135V189L133 188L134 185H135V181H132L133 183H131V184H132L133 187H132V186H131V187L134 189V192H135V193L132 192V191H133V190H132V191H131V192H132V195H130V196H134V195H135V196H134V197H135L134 199L137 198V200H138V199H141V200H142V199H145V198L147 199V197L150 199V196H151V198H152L153 196L156 197V196L159 195V194H160V195L162 194V196H163V193H164V192H167V194H168V193H170V191H172V190L169 191V189H168V179L166 180V184H164V181H165ZM258 180H259V179H258ZM260 180H261V181H258V182L256 181V184L258 183V185H259V183H261L260 185H263V182H264V181H262V180H264V179L262 178V179H260ZM239 181H240V180H239ZM245 181H244V183H245ZM121 182H120V183H121ZM141 182H143L142 179H141L140 183H141ZM169 182H170V181H169ZM178 182H179V181H178ZM234 182H235V181H234ZM234 182H233V184L239 187V184H237V181L235 182L236 184H235ZM120 183H119V184H120ZM140 183H139V184H140ZM227 183H228V182H227ZM133 184H134V185H133ZM136 184H138V183H136ZM233 184H230V185H233ZM120 185H121V184H120ZM123 186H121V187L123 188ZM236 186H235V187H236ZM131 187H130V188H131ZM235 187H234V188H235ZM124 188H125L126 190H128L127 185H126ZM234 188H233V189H234ZM261 188H262V187H261ZM120 189H121V188H120ZM125 189H124V192H125ZM170 189H171V188H170ZM235 189H236V188H235ZM240 189H241V188H239L238 190L240 191ZM160 190H163V191H160ZM167 190H168V191H167ZM121 191H122V194H123L122 196H124V193H123V190H122V189H121ZM128 191H130V190H128ZM231 192H233V191H231ZM233 193L235 194V192H233ZM127 194H128V193H127ZM133 194H134V195H133ZM165 194H166V193H165ZM236 194L238 195V192H236ZM236 194H235V195H236ZM245 194H244V195H245ZM126 196H127V195L125 194L124 197L127 198ZM167 196H168V195H166V197H165V195H164V196L162 197V198H163V203H161L162 206H165L166 204L168 205L169 201H170V202L172 201V199H170V200H169V199H166V198L169 197V196H168V197H167ZM131 198H132V197H131ZM122 199H124V198H121V197H120V200H122ZM134 199H133V200H134ZM146 199H145V200H146ZM157 199H159V197H157V198H154V197H153L152 200L157 201ZM130 201H131V200H130ZM138 201H140V200H138ZM161 201H162V200H161ZM117 203H118V202H117ZM123 203H124V202H123ZM133 203H134V202H133ZM136 203H137V201H136L134 204H136ZM159 203H160V199H159ZM113 204H114V202L112 203V206H114ZM129 204H132V202H129ZM164 204H165V205H164ZM132 205H133V204H132ZM234 205H235V204H234ZM112 206H111V207H112ZM118 207H120V206L118 205L117 208H118ZM127 207H128V206H127ZM135 207H136V205H135ZM121 208H122V207H121ZM128 208H130V205H129ZM128 208L125 207V208L121 209V212H120V214H121L120 216H121V218L123 219V221H121V220H120V221H121L123 224L121 225V222L119 221L121 226H120V225L118 226V227H120L118 230H121V233H122V235H123L121 238H123V240H124V239H125V240H126V239L128 240V239L130 238V237L127 238V236H128V233H130L129 231H131L132 228H133V229H136V227H137V224H136V223H137V221H138V220L136 221V219H138V218H141V219L147 218V219H149L148 217H151L150 214H153V213H150V211L148 212V211L142 209L141 207H136V208H139L138 211H139L140 208H141V210H140L139 212H135V211L131 210V209H133V206H132L131 209H128ZM115 210H116V209H115ZM233 210H234V209H233ZM114 212L116 213V211H114ZM114 212H112V213H114ZM112 213H111V214H112ZM115 213H114V214H115ZM234 213H235V212H234ZM236 213H237V211H236ZM114 214H113V215H114ZM239 214H240V213H238V215L236 214V216L239 217ZM108 215H109V214H108ZM115 215H117V214H115ZM117 216H118V215H117ZM117 216H116V217H117ZM135 216H136V217H135ZM237 217H236V218H237ZM119 219H120V218H119ZM234 219H235V216H234ZM249 219H250V220H249ZM111 220H112V219H111ZM238 220H239V219L237 218V221H238ZM240 220H241V219H240ZM240 220H239V221H240ZM107 221H109V220H107ZM115 221H116V220H115ZM237 221H235V222L237 223ZM98 222H99V221H98ZM112 222H113V221H112ZM239 223H241V222H239ZM89 224H91V223H89ZM89 224H87V225H89ZM101 224H103V222H102ZM101 224H100V225H101ZM105 224H106V223H104V225H105ZM108 224H111V222H110V223H107V225H108ZM114 224H116V223L114 222ZM100 225H99V226H100ZM241 225H242V224H241ZM99 226H98V227H99ZM113 226H114V225H113ZM236 226H238V225H236ZM239 226H240V225H239ZM95 227L97 228V225H95ZM95 227H94V228H95ZM108 227H110V226H108ZM111 227H112V226H111ZM240 228H241V226H240ZM92 229H93V228H92ZM103 229H104V228H103ZM234 229H235V228H234ZM238 229H239V227H238ZM241 229H242V228H241ZM93 230H94V229H93ZM100 230H101V228H100ZM111 230H112V229H111ZM116 230H117V229H116ZM101 231H102V230H101ZM101 231H100V232H101ZM238 231H239V230H238ZM92 232H93V231H92ZM112 232L115 233L116 231H115V232L112 231ZM117 232H119V231H117ZM249 232H248V234H249ZM93 233H95V231H94ZM113 233H112V234H113ZM119 233H120V232H119ZM242 233H243V232H242ZM80 234H81V233H80ZM102 234H103V232H102ZM95 235H96V234H95ZM159 237H160V236H159ZM247 237H248V236H247ZM250 237H251V236H250ZM80 238H81V237H80ZM86 238H87V237H86ZM108 238H109V237H108ZM244 238H245V237H244ZM262 238H263V237H262ZM90 239H91V237H90ZM97 239H98V238H97ZM92 240H93V237H92ZM100 240H101V239L99 238L98 241H100ZM127 240H126V241H127ZM156 240H157V238H156ZM262 240H263V239H262ZM118 241L121 242L122 240L120 239V240H118ZM75 242H77V241H75ZM78 242H80V241H78ZM78 242H77V244H76V243H75V244L79 246L80 244H78ZM105 242H106V240H105ZM252 242H253V240H252ZM254 242H255V241H254ZM82 243H83V242H82ZM98 243H99V242H98ZM101 243H102V242H101ZM255 243H256V242H255ZM255 243H254V244H255ZM262 243H264V241L261 242V244H262ZM73 244H74V243H73ZM73 244H72V245H73ZM75 244H74V245H75ZM84 244H87V245H88L89 243H83V245H84ZM106 244H107V243H106ZM123 244H124V245H123ZM130 244H131V243H130ZM261 244H260V245H261ZM72 245H70V247H71L70 249H67L68 251H66L67 254H66L64 260L66 259V257H67L66 260H69V259H68L69 251L74 247V245H73V247H72ZM83 245L81 244V246H83ZM89 245H90V244H89ZM120 245H123V246H124V249H122V250H125V248H126V251L129 250V249H127V247H125V245H126L125 242H124V243H121ZM252 245H253V244H252ZM260 245H259V246H260ZM100 246H101V245H100ZM108 246H109V245L107 244V247H108ZM126 246L130 247L131 245L129 246V245L127 244ZM250 246H251V245H250ZM259 246H258V247H259ZM262 246H263V244H262ZM83 247H84V246H83ZM85 247H86V246H85ZM103 247H104V246H103ZM74 248H75V247H74ZM87 248H88V247H87ZM105 248H106V247H105ZM112 248H113V247H112ZM117 248H118V247H117ZM117 248H116V249H117ZM255 248H256V247H254L253 250H255ZM76 249H77V248H75V250H76ZM110 249H111V248H110ZM113 249H114V248H113ZM257 249H260V248H257ZM75 250H74V251H75ZM89 250H90V248H89ZM108 250H109V249H108ZM71 251H72V250H71ZM74 251H73V252H70L71 255L74 254ZM109 251H110V250H109ZM126 251H125V252H126ZM262 251H263V250H262ZM66 252H65V253H66ZM77 252H78V251H77ZM79 252H80V251H79ZM87 252H88V251H87ZM90 252H91V250H90ZM90 252H89V253H90ZM111 252H113L112 249H111ZM122 252H123V251H122ZM83 253H86V252L84 251ZM89 253H88V255H89ZM92 253H93V252H92ZM95 253H96V251H95ZM95 253H94V254H95ZM108 253H109V252H108ZM81 254H82V253H81ZM116 254H117V253H116ZM121 254H122V253H121ZM121 254H120V256H122ZM131 254H132V253H131ZM131 254H129V257H131V256H130ZM71 255H69V256H71ZM82 255H83V254H82ZM84 255H85V254H84ZM90 255H91V254H90ZM90 255H89V256H90ZM127 255H128V254H127ZM61 256H62V255H61ZM85 256H86V255H85ZM93 256H94V255H93ZM96 256H97V254H96ZM86 257H87V256H86ZM106 257H107V255H106ZM111 257H112V256H111ZM59 258H61V257H59ZM59 258H58V259H59ZM69 258H70V257H69ZM75 258H76V257H75ZM78 258H81V257H78ZM88 258H89V257H88ZM112 258H113V257H112ZM118 258H119V257H118ZM81 259H82V258H81ZM81 259H80V260H81ZM83 259H84V258H83ZM83 259H82V260H83ZM86 259H87V258H86ZM86 259H84V260H86ZM90 259H91V258H90ZM95 259H96V258H95ZM134 259H135V258H134ZM59 260H61V259H59ZM66 260H65V261H66ZM72 260H73V259H72ZM74 260H76V259H74ZM84 260H83V261H84ZM114 260L116 261L117 259L114 258ZM120 260H122V259L120 258ZM65 261L63 262V260H62L63 263H65ZM99 261H100V260H99ZM62 262H61V264H62ZM76 262H77V261H76ZM85 262L87 263V260H86ZM90 262H91V261H90ZM118 262H119V260H118ZM122 262H123V261H122ZM67 263H68V261H67ZM74 263H75V262H74ZM74 263H73V264H74ZM77 263H79V261H78ZM80 263H82V262H80ZM83 263H84V262H83ZM86 263H85V264H86ZM123 263H124V262H123ZM131 263H132V262H131ZM71 264H72V262H71Z\"/></svg>",
  "mask_w": 264,
  "mask_h": 264
},
{
  "label": "crops",
  "instance_id": "0c3cea01",
  "mask_svg": "<svg viewBox=\"0 0 264 264\" xmlns=\"http://www.w3.org/2000/svg\"><path fill=\"white\" fill-rule=\"evenodd\" d=\"M167 46H178L175 42H170L167 44ZM196 54L191 56L190 58H185L181 60V57L178 59L177 57L170 58V60H167L164 62V66L158 68L154 71V74L157 73L158 76H156L157 79H161L158 82H155V85L152 88H149V90H157V89H172L174 88L171 86L173 84L174 79L178 78L181 74H185V72L189 69L190 65L195 62L196 60ZM140 84H143V78H141ZM157 84V85H156ZM157 86V87H155ZM140 121L139 119L137 120Z\"/></svg>",
  "mask_w": 264,
  "mask_h": 264
}]
</instances>
